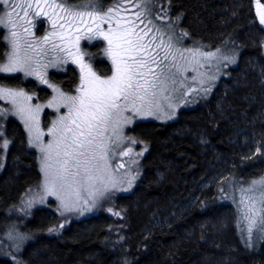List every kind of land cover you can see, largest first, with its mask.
I'll return each instance as SVG.
<instances>
[{
    "label": "trees",
    "instance_id": "16d2710c",
    "mask_svg": "<svg viewBox=\"0 0 264 264\" xmlns=\"http://www.w3.org/2000/svg\"><path fill=\"white\" fill-rule=\"evenodd\" d=\"M100 1L97 9L113 0ZM167 1L182 14L181 25L193 40L212 48L233 42L241 50L238 65L219 81L205 105L180 111L175 121L134 126L132 131L150 149L141 179L131 193L116 197L112 212L73 221L51 235L56 216H48L50 207L37 208L23 227L33 237L24 248L23 264H264V241L254 249L242 238L236 208L219 198L220 182L204 185L217 159L225 163L227 176L245 180L264 174V28L255 0ZM100 46L85 42L81 49L98 55ZM4 48L0 29V59ZM49 74L69 92L80 80L79 69L71 64ZM0 84L39 98L49 94L21 74H0ZM243 127L258 144L249 157L237 145L242 135L236 132ZM6 135L11 146L4 162L0 148V232L12 221L9 209L40 177L19 123L10 119ZM0 264L16 263L0 253Z\"/></svg>",
    "mask_w": 264,
    "mask_h": 264
},
{
    "label": "rangeland",
    "instance_id": "374dc122",
    "mask_svg": "<svg viewBox=\"0 0 264 264\" xmlns=\"http://www.w3.org/2000/svg\"><path fill=\"white\" fill-rule=\"evenodd\" d=\"M11 2L18 5L36 4V0H11ZM101 2L98 0L95 1L94 5H91L88 4L87 0L78 3H71L69 0H39L41 5L39 8L35 6L31 8H16L15 11L20 18L18 19L17 15L10 17L11 20L16 22L17 26L15 28H12L11 24H0L5 41V54L4 58L0 59V64L7 63V57L13 53L11 32L15 31L18 33L17 39L19 40L18 54L20 56L27 55L31 57L32 67L37 68L44 75L45 79L48 80V84L41 83L35 75L28 76L24 72L12 74H21L26 79H35L37 83L43 85L49 91L47 97L39 98L33 92L11 87L16 90H23L27 95L32 96L33 99L30 103L33 106L36 104L42 106L38 116L39 127L43 133L39 145L31 143L32 135L27 132L23 121L11 114L13 110L11 103L6 100H0V108L9 110V113L5 117L0 118V133L3 134L0 137V145L4 141L8 142L6 148H1V161L4 162L11 146V141L6 133L8 121L12 119L21 126L26 148L34 152L40 171V177L37 182L25 190L18 204L9 209L12 221L2 225L4 229L0 232V253L12 258L16 264L24 263L22 259L24 248L33 237L24 232L23 227L33 216L37 208L50 207L51 210L47 212L48 216H56L55 221L57 222L51 228L56 230L51 231V235L64 229L73 221L89 218L102 211L112 212L116 197L131 193L141 179L143 174V158L150 149L149 143L139 138L132 131L134 126L141 121L159 123L175 121L178 119L180 111L205 105L210 100L219 81L228 75L231 68L236 67L239 63L241 50L233 42L229 41L227 44L212 48L200 41L193 40L181 25L182 14L175 13L167 0H113L105 8L97 9L96 5H100ZM49 5H56L57 7H49ZM254 7L256 11L255 4ZM62 9H66L67 11H63ZM109 9H112V13L106 17L103 23H100L98 19L94 21L88 15H85L83 20H74L69 15V13L83 12L93 13L96 16H105ZM12 11L13 9L9 4H3L0 6V17L7 20L8 17L4 14L11 13ZM25 11H27V16L24 15ZM38 11L41 13L40 16L35 15ZM43 13H48V15L45 16ZM137 13H139L140 19H136ZM49 16L52 17L51 20ZM257 17L259 19V15ZM53 20L57 25L55 29L52 26ZM141 20L143 23L140 22ZM65 21L71 22L72 28H69ZM97 23H100L101 29L104 32H108L109 29L113 32L123 31L125 28L131 27L133 23L138 25L134 30L135 32H139L140 29L148 32V35L144 36V41H153L149 51H151L158 63L162 61L159 67L157 65H152V67L165 83L161 88L160 82L156 81V87L152 89V91L156 92L155 101L159 104V110L155 111L154 115H137L132 110L131 104H129L128 110L123 113V116L127 117L130 123L121 121L115 132H113L111 126L104 132V137H111L110 140L106 141L108 144L106 164L105 161H93L92 165L95 166L90 165L87 174L83 168L79 170L80 175L76 177L78 181L76 187L79 190V197H77L72 187H69L64 181L56 179L59 168L56 161L57 159H62V157H57L55 150H53L51 158L48 160L51 167L46 171L44 167L46 152L41 151V147L53 141V136L48 132L52 123L58 120L60 116L67 115L68 113L67 107L63 105L58 110L55 107H47L49 101H52L57 96L55 89L59 88L66 95L77 94L76 90L69 92L67 89L51 81L49 73L50 71L64 72L69 64L79 69V65L72 63L70 58L67 59V62H63L62 58L65 54L58 50H52L50 44L43 42V37L52 32L61 31H67L75 36L77 34L74 31L75 28H79L80 32L83 33L87 28H95ZM61 24L65 25L64 29L60 28ZM145 25H148V28L152 30L149 32L148 28H145ZM261 27L264 28V25H261ZM25 28L29 29V33L24 32ZM52 40L60 44L58 38L53 37ZM85 42L92 45L100 44L103 52L96 55L97 52H89L84 50V48L81 49V46ZM29 43L34 45L36 51L27 47ZM156 44H162V47L156 48ZM168 45H171V50L168 52V59L164 60L165 49ZM107 47L108 42L102 37L95 39H87L85 37L79 42L80 51L85 54V63L91 64L92 69L98 75L105 78L111 76L114 72V65L110 57L104 52ZM209 52L215 53V56L206 55ZM89 54L91 58H89ZM98 58L104 59V62L97 60ZM96 64L100 65L99 69L96 67ZM45 65L46 67H44ZM0 74L12 75L8 73ZM81 78L82 73L80 72V80L75 89H78L80 86ZM148 79L151 80L152 78L148 77ZM0 86L10 87L1 84ZM45 113L48 114L46 119ZM236 133L242 135L241 141L237 140V145L241 148L240 153L242 156L249 157L255 154L258 144L250 137V131L243 127ZM201 138L204 139L203 136ZM129 149L131 151L128 155H122L123 152H127ZM119 165L123 166L118 167ZM72 170L76 171V169ZM210 170L211 176L204 185L220 182L219 198L222 202L229 203L236 208L238 227L242 238L249 247L258 249L264 241V232L254 227L252 233H248V221L244 218L248 209L241 203V200L246 204L254 205L257 212L260 215H264V203H261V189H264V185L256 184L255 188L247 194L241 190L252 187V181L264 179V174L245 180L236 175L227 176L225 163H221L220 159L211 164ZM89 175L93 177L92 180L87 178ZM53 181H55L56 195L49 194L47 190L48 187H51ZM248 197H251L252 200L249 201ZM29 200L33 201L32 206L26 208V202ZM62 200L70 205H74V210L70 212L64 211L61 207ZM85 200L88 201L87 204L84 203ZM60 225H63V227H59Z\"/></svg>",
    "mask_w": 264,
    "mask_h": 264
},
{
    "label": "snow or ice",
    "instance_id": "6c2138e0",
    "mask_svg": "<svg viewBox=\"0 0 264 264\" xmlns=\"http://www.w3.org/2000/svg\"><path fill=\"white\" fill-rule=\"evenodd\" d=\"M87 2L91 5L95 4V0H87ZM3 4H9L13 11L4 14L8 17L7 20L0 17V24H11L12 28H15L17 25L10 17L17 15V18H20L15 11L16 8L41 7L39 0H36L35 5L31 3L18 5L11 2V0H0V6ZM255 5L259 15V23L264 25V4L260 3V0H255ZM49 7L57 6L49 5ZM62 10L67 11L66 9ZM111 13L112 9H109L105 16H96L93 13L83 12L69 13V15L74 20H83V17L88 15L94 21L98 19L100 23H103ZM24 15L27 16V11H25ZM35 15L40 16L41 13L38 11ZM43 15L47 16L48 13H43ZM49 19L51 20L52 17L49 16ZM136 19H140L139 13L136 14ZM140 22L143 23L142 20ZM65 23L68 24L69 28H72L71 22L65 21ZM100 23H97L95 28L90 27L85 29L83 33L80 32L79 28H75L74 31L77 33L75 36L67 31H61L52 32L43 37V42L50 44L52 50H58L65 54L62 58L63 62H67V59L70 58L72 63L79 65L80 72L82 73L81 84L76 89V95H66L59 88L55 89L57 96L52 101H49L47 107H55L58 110L63 105L67 107L68 113L67 115L60 116L58 120L52 123L48 132L53 136V141L41 147V151L46 152L44 165L46 171L51 167L48 160L51 158L53 150H55L57 157H62V159H57L56 161L59 165L56 179L64 181L69 187H72L77 197H79V190L76 187L78 184L76 177L80 175L79 170L83 168L87 174L90 165L95 166L92 165L93 161H105L106 164L108 150L106 141L110 140L111 137H104V132L109 126L115 132L121 121L130 123V120L123 116V113L128 110L129 104H131L132 110L137 115H154L155 111L159 110V104L155 101L156 92L152 91V89L156 87V81L160 82L161 88L165 83L152 67V65L159 67L162 61L158 63L151 51H149L153 41H144V36H147L148 32H145L143 29L135 32L134 30L138 27L135 23L123 31L113 32L109 29L108 32H104L101 29ZM149 23L151 22L149 21ZM52 26L54 29L57 26L54 20L52 21ZM60 28L64 29L65 25L61 24ZM145 28H148V25H145ZM151 30V28H148L149 32ZM24 32L29 33V29L25 28ZM133 36L135 37L134 39ZM17 37L18 33L12 31L13 53L7 57V63L0 64V73L12 74L24 72L28 76L35 75L41 83L48 84V80L45 79L44 75L37 68L32 67V58L27 55L20 56L18 54L19 40ZM53 37L58 38L60 44L53 42ZM85 37L87 39L102 37L107 40L108 47L104 52L110 57L114 65V72L111 76L102 77L92 69L91 64L85 63V54L79 48L80 40ZM27 47L36 51L34 45L31 43ZM155 47L160 48L162 44H156ZM170 50L171 45H168L165 49L164 60L168 59V52ZM206 55L215 56V53L209 52ZM89 58H91L90 54ZM148 77L152 79L149 80ZM32 99L33 97L27 95L23 90L0 86V100H6L11 103L13 106L11 114L23 121L27 132L32 135L31 143L39 145L43 135L38 119L42 106L40 104L33 106L30 103ZM8 113V109L0 108V118L5 117ZM2 135L0 133V137ZM7 146L8 142L4 141L0 145V148H6ZM130 151L131 149L123 152L122 155H128ZM122 166L119 165L118 167ZM72 169H76V171ZM87 178L89 180L93 179L91 175ZM258 183L264 185V179L252 181V187L242 189L241 191L247 194ZM47 190L49 194L56 195L55 181L52 182L51 187H48ZM248 200L251 201L252 198L248 197ZM32 203V200L27 201L26 208H30ZM84 203L87 204L88 201L85 200ZM241 203L248 209L244 217L248 221V233L251 234L254 227L264 232V215H260L254 205L246 204L243 200H241ZM261 203H264V189H261ZM61 207L64 211L70 212L74 210V205H70L63 200ZM59 227L62 228L63 225ZM55 230L49 229L50 232Z\"/></svg>",
    "mask_w": 264,
    "mask_h": 264
}]
</instances>
